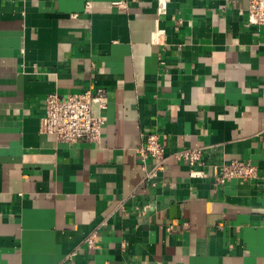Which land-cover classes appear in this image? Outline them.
<instances>
[{
  "label": "crops",
  "instance_id": "crops-1",
  "mask_svg": "<svg viewBox=\"0 0 264 264\" xmlns=\"http://www.w3.org/2000/svg\"><path fill=\"white\" fill-rule=\"evenodd\" d=\"M246 12L0 0V264H264V24ZM91 85L108 100L99 139L40 132L47 94ZM148 133L166 158L154 186L137 152ZM198 146L208 175L239 159L258 177L190 176L174 153Z\"/></svg>",
  "mask_w": 264,
  "mask_h": 264
},
{
  "label": "built area",
  "instance_id": "built-area-1",
  "mask_svg": "<svg viewBox=\"0 0 264 264\" xmlns=\"http://www.w3.org/2000/svg\"><path fill=\"white\" fill-rule=\"evenodd\" d=\"M119 6V3H114ZM264 24V0H247L246 25ZM107 96L104 88L91 85L76 94L59 96L49 93L44 99V114L40 120L39 130L49 134L56 140L65 143H75L81 139L97 140L101 128L106 121L104 110L107 107ZM206 147H190L174 153L176 159L184 161L189 167L192 177L211 176L215 183L224 184L230 180L249 181L258 177L256 165L249 161L233 159L228 163L213 164V173L199 169L205 163ZM137 152L144 164L147 158L155 160L153 168L146 172V180L152 186L155 179L164 169V148L156 133H148ZM140 212L145 210L142 206ZM96 233L86 237L88 247H95Z\"/></svg>",
  "mask_w": 264,
  "mask_h": 264
}]
</instances>
